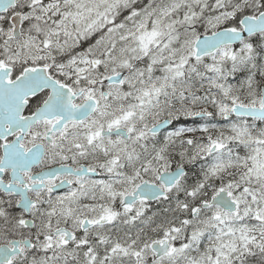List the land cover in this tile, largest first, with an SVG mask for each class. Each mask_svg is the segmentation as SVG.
Instances as JSON below:
<instances>
[{
  "label": "snow or ice",
  "instance_id": "6c2138e0",
  "mask_svg": "<svg viewBox=\"0 0 264 264\" xmlns=\"http://www.w3.org/2000/svg\"><path fill=\"white\" fill-rule=\"evenodd\" d=\"M0 264H264V0H0Z\"/></svg>",
  "mask_w": 264,
  "mask_h": 264
}]
</instances>
